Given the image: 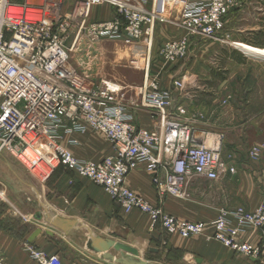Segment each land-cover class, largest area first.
<instances>
[{"label":"built area","instance_id":"built-area-1","mask_svg":"<svg viewBox=\"0 0 264 264\" xmlns=\"http://www.w3.org/2000/svg\"><path fill=\"white\" fill-rule=\"evenodd\" d=\"M178 4L181 9L171 18L177 9L171 6ZM104 5L114 13L98 21L94 10ZM244 6L243 0H0V153L7 151L43 180L65 166L101 187L126 213L147 214L151 228L167 235H200L238 256H262L264 243L253 245L239 237L255 229L264 238V188L257 208L221 211L213 222L214 232L208 234L205 223L166 214L125 184L129 174L145 164L162 200L167 194L185 197L197 176L219 180L237 173L233 154L224 155V135L208 142L211 133L197 127L207 117L190 115L176 104L173 89L189 95L195 88L183 73L192 38L225 42L231 11ZM161 24L184 32L164 42L159 51L164 66L180 68L172 79L173 89L162 87L159 76L149 75L141 86L136 107L154 121V129L148 131L136 124L131 106L116 102L115 95L126 90L123 85L107 78L97 81L82 66L104 40L140 42L150 55ZM92 130L102 133L114 149L104 160L78 159L62 145L65 134ZM261 151L253 146L249 159L258 161ZM23 250L37 264H63L59 255L49 256L29 243ZM0 264H6L1 252Z\"/></svg>","mask_w":264,"mask_h":264},{"label":"crops","instance_id":"crops-1","mask_svg":"<svg viewBox=\"0 0 264 264\" xmlns=\"http://www.w3.org/2000/svg\"><path fill=\"white\" fill-rule=\"evenodd\" d=\"M243 2L245 13H261V7L253 6L249 0ZM113 13L111 7L104 5L94 10V18L111 19ZM263 18L258 15L256 24L245 31L250 36L264 31V27L258 26ZM158 27L161 30L164 24ZM249 39L240 37L235 45L252 46L246 42ZM255 48L262 50L254 51L256 54L264 56V48ZM164 68L167 69L163 72L162 86L173 89L172 79L180 67ZM161 71L156 73L162 75ZM183 73L196 85L189 95L173 89L176 104L185 107L190 115L201 113L207 117L197 127L211 133L208 142L224 135V155L233 154L237 173H228L219 180L197 176L189 184L185 197L167 194L162 200L145 164L133 170L125 184L166 214L205 223L207 233L211 234L221 211L239 206L254 210L263 201L264 59L237 53L216 41L193 37ZM139 101L138 91L124 103L131 106L140 128L153 130L152 118L136 107ZM62 145L78 159L95 162L114 153L106 137L94 130L87 134H65ZM253 146L262 149L258 161L248 157ZM240 240L253 245L264 243L262 233L255 229L241 234ZM24 243L49 256L59 255L63 264H264V254L255 259L238 256L204 236L184 238L152 229L147 214L126 213L101 187L65 166L49 180H43L6 151L0 153V252L5 255L6 264H37L23 250Z\"/></svg>","mask_w":264,"mask_h":264},{"label":"rangeland","instance_id":"rangeland-1","mask_svg":"<svg viewBox=\"0 0 264 264\" xmlns=\"http://www.w3.org/2000/svg\"><path fill=\"white\" fill-rule=\"evenodd\" d=\"M249 3L255 7H263V12L245 13V10L243 11L240 8L233 9L231 11L232 15L230 22L226 24V30L223 32L225 42L219 41L217 42L218 45L220 44L226 48L235 50L237 53L243 54L244 50L242 48L237 50L232 46L233 43L240 37H252L249 35L250 32L245 31V29H248L250 26H254L256 24L258 15H263L264 17V0H249ZM171 7L172 9L177 8L173 16H171V18H175V14L179 13L181 6L178 4ZM172 9L167 10L168 14L172 11ZM98 12L101 11L99 10ZM258 26L264 27V18L262 23L258 22ZM159 28L160 27L156 28V37L152 44L153 47L150 55L146 45L140 42L104 40L97 45L96 49L93 51L91 59H85V64L82 66L83 71L86 73L91 71V73L95 75L97 81L107 78L116 84L123 85L126 90L115 95V100L118 103L125 104L124 102L127 101V99L132 98V96L135 93H138V91L141 92L140 88L143 86L148 75L149 78L154 79L159 75L156 72L162 70L161 72L163 73L164 69H167L164 68V62L159 56V51L162 48L163 41L175 40L179 35L184 33L181 29H179L181 30L180 32L177 27L175 28L171 24H164V27L161 30ZM205 40L214 41L209 39ZM248 46L250 45L248 44ZM250 47L257 49L253 46ZM263 48L264 46L261 49ZM252 53L256 54L255 52ZM258 55L263 56L262 53ZM163 75L164 73L159 75L161 85H163L165 80V76ZM136 86L139 88H134Z\"/></svg>","mask_w":264,"mask_h":264},{"label":"trees","instance_id":"trees-1","mask_svg":"<svg viewBox=\"0 0 264 264\" xmlns=\"http://www.w3.org/2000/svg\"><path fill=\"white\" fill-rule=\"evenodd\" d=\"M246 42H249L254 47L262 48L264 46V31L254 33Z\"/></svg>","mask_w":264,"mask_h":264},{"label":"bare ground","instance_id":"bare-ground-1","mask_svg":"<svg viewBox=\"0 0 264 264\" xmlns=\"http://www.w3.org/2000/svg\"><path fill=\"white\" fill-rule=\"evenodd\" d=\"M239 42H235L234 43V45L235 44H238ZM236 46V45H235ZM236 47H238V49H240V48H242L244 51H243V53L245 54V55H247V56H253V57H257V58H260V59H264V56H261V55H258V54H253L252 52H254V51H256V52H262V51H259V50H257V49H253V48H251L250 46H248V47H246V46H236ZM246 50H245V49Z\"/></svg>","mask_w":264,"mask_h":264},{"label":"water","instance_id":"water-1","mask_svg":"<svg viewBox=\"0 0 264 264\" xmlns=\"http://www.w3.org/2000/svg\"><path fill=\"white\" fill-rule=\"evenodd\" d=\"M129 251H130L133 255H135V256L138 255V253H137L135 250H131V249H129Z\"/></svg>","mask_w":264,"mask_h":264}]
</instances>
